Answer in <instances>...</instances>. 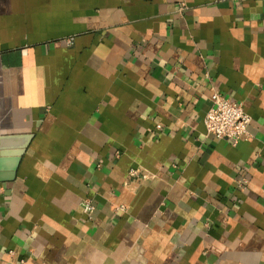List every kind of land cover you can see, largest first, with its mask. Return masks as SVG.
<instances>
[{
	"label": "crops",
	"instance_id": "obj_1",
	"mask_svg": "<svg viewBox=\"0 0 264 264\" xmlns=\"http://www.w3.org/2000/svg\"><path fill=\"white\" fill-rule=\"evenodd\" d=\"M0 138V264H264V0H0Z\"/></svg>",
	"mask_w": 264,
	"mask_h": 264
},
{
	"label": "built area",
	"instance_id": "obj_2",
	"mask_svg": "<svg viewBox=\"0 0 264 264\" xmlns=\"http://www.w3.org/2000/svg\"><path fill=\"white\" fill-rule=\"evenodd\" d=\"M211 102L212 106L207 110L203 121L207 134L228 140L233 145H236L240 138L249 136L248 126L251 118L241 104L222 96L217 91L211 94ZM156 129H160V125H157ZM130 175L138 177L140 174L137 170H133ZM141 178L145 179L146 176L141 174ZM80 206L90 218L95 210L92 200L84 199Z\"/></svg>",
	"mask_w": 264,
	"mask_h": 264
},
{
	"label": "water",
	"instance_id": "obj_3",
	"mask_svg": "<svg viewBox=\"0 0 264 264\" xmlns=\"http://www.w3.org/2000/svg\"><path fill=\"white\" fill-rule=\"evenodd\" d=\"M6 141L8 139L0 138V183L13 181L20 164L21 158L25 152V147L20 149H8Z\"/></svg>",
	"mask_w": 264,
	"mask_h": 264
}]
</instances>
